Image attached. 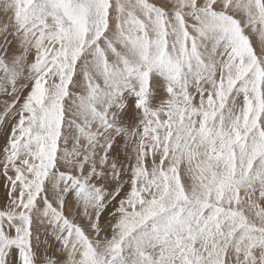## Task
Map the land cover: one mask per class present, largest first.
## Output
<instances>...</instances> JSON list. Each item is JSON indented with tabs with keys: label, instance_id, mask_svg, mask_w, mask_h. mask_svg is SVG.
Instances as JSON below:
<instances>
[{
	"label": "snow or ice",
	"instance_id": "1",
	"mask_svg": "<svg viewBox=\"0 0 264 264\" xmlns=\"http://www.w3.org/2000/svg\"><path fill=\"white\" fill-rule=\"evenodd\" d=\"M0 17V264H264V0Z\"/></svg>",
	"mask_w": 264,
	"mask_h": 264
},
{
	"label": "rangeland",
	"instance_id": "2",
	"mask_svg": "<svg viewBox=\"0 0 264 264\" xmlns=\"http://www.w3.org/2000/svg\"><path fill=\"white\" fill-rule=\"evenodd\" d=\"M149 2H153V3H162L164 2V0H149ZM0 19H2V17H0ZM250 40L252 41L253 47L255 49V51L257 52V54L260 53L261 51V47H260V43L258 41V38L255 35H251L250 36ZM12 50L15 51L16 50V46L13 45ZM29 60H31V56L29 57ZM9 101V97L0 94V112H2L3 110V105L5 103H7ZM128 118H126L127 121ZM5 134L2 130H0V150L3 149L4 145H5ZM123 140L120 141L121 146L123 145ZM70 147V145H69ZM185 179H188L187 177ZM6 185V180L5 177L2 174V170H0V208H2L3 206L6 205L7 203V189L5 187ZM106 219V218H105ZM53 245L55 244V242H52Z\"/></svg>",
	"mask_w": 264,
	"mask_h": 264
}]
</instances>
